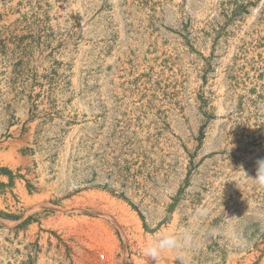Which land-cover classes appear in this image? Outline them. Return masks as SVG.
Returning a JSON list of instances; mask_svg holds the SVG:
<instances>
[{"label":"rangeland","instance_id":"1","mask_svg":"<svg viewBox=\"0 0 264 264\" xmlns=\"http://www.w3.org/2000/svg\"><path fill=\"white\" fill-rule=\"evenodd\" d=\"M0 264H264V0H0Z\"/></svg>","mask_w":264,"mask_h":264}]
</instances>
